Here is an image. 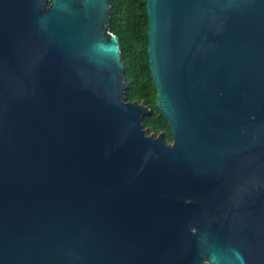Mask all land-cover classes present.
I'll list each match as a JSON object with an SVG mask.
<instances>
[{
  "label": "water",
  "instance_id": "water-1",
  "mask_svg": "<svg viewBox=\"0 0 264 264\" xmlns=\"http://www.w3.org/2000/svg\"><path fill=\"white\" fill-rule=\"evenodd\" d=\"M145 10L171 144L107 0H0V264H264V0Z\"/></svg>",
  "mask_w": 264,
  "mask_h": 264
},
{
  "label": "trees",
  "instance_id": "trees-1",
  "mask_svg": "<svg viewBox=\"0 0 264 264\" xmlns=\"http://www.w3.org/2000/svg\"><path fill=\"white\" fill-rule=\"evenodd\" d=\"M110 7L109 32L119 40L123 63L124 93L127 102H137L150 109V115L142 120L148 134H164L167 143L172 142L169 126L157 110L156 89L148 64L146 0H107Z\"/></svg>",
  "mask_w": 264,
  "mask_h": 264
},
{
  "label": "rangeland",
  "instance_id": "rangeland-1",
  "mask_svg": "<svg viewBox=\"0 0 264 264\" xmlns=\"http://www.w3.org/2000/svg\"><path fill=\"white\" fill-rule=\"evenodd\" d=\"M146 131H147V130H146ZM147 135H149L148 132H147Z\"/></svg>",
  "mask_w": 264,
  "mask_h": 264
},
{
  "label": "flooded vegetation",
  "instance_id": "flooded-vegetation-1",
  "mask_svg": "<svg viewBox=\"0 0 264 264\" xmlns=\"http://www.w3.org/2000/svg\"><path fill=\"white\" fill-rule=\"evenodd\" d=\"M172 143V142H171ZM171 143H169V144H171Z\"/></svg>",
  "mask_w": 264,
  "mask_h": 264
}]
</instances>
